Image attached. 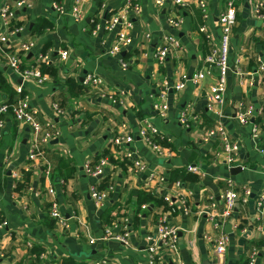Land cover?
<instances>
[{
  "label": "crops",
  "instance_id": "1",
  "mask_svg": "<svg viewBox=\"0 0 264 264\" xmlns=\"http://www.w3.org/2000/svg\"><path fill=\"white\" fill-rule=\"evenodd\" d=\"M21 1L26 2L23 8L17 6ZM201 1L207 3L206 18L198 7ZM54 2L0 0V38L6 35L7 47L14 50L22 43L34 41L26 66L34 65L39 54L51 50L55 61L52 67L57 70L55 77L49 75V80L39 86L23 80L0 56V70L9 91L14 93L21 86L30 105L37 109L39 121L52 120L60 131L55 139L58 143L53 144L54 140L45 146L42 155L33 160L31 129L11 117L6 119L0 142V218L7 221V226L0 228V264H30L27 241L44 250L41 264H57L65 259H73L77 264L101 260L111 264H149V237L157 233L161 209L142 213L146 211L143 209L136 216L134 196L136 191L148 188L162 189L165 197L171 196L170 225L180 239L177 255L163 248L159 264H220L213 253L214 240L220 232L199 212L212 198L222 209L228 180L240 190L250 189L253 195L248 204L237 205L235 215L223 227L229 235V246L222 264H250L253 248H259L256 245L264 239V229H258L256 206L264 193V155L260 141L252 136V127L241 125L236 114L241 105L256 109L264 106V70H258L264 64V21L254 11L261 0L235 2L237 24L229 52L225 101L217 108L219 115L207 106L216 76H206L199 83L192 78L206 70V57L220 45L218 21L228 0H189L187 8L176 7L169 1L160 7L155 0H137L138 14L127 9V0H82L80 21L71 15L75 0H61L64 14L54 10ZM7 5L12 8L14 23L23 27L22 33L10 35L3 27L1 12ZM127 12L130 27L122 22L115 32L104 29L112 17ZM170 17L182 19V25L172 28L168 23ZM40 20L48 21L51 29L33 33ZM96 23L103 28L94 35ZM202 26L207 28V34L200 31ZM122 29L133 38V45L120 55H112L110 49ZM164 35L180 39L183 50L179 57H170L159 65L155 50ZM0 46L6 49V45ZM62 51L68 53L66 61L61 60ZM87 74H97L104 80L102 93L85 90L83 80ZM165 82L171 89L167 95V117L162 119L155 105ZM180 83H185V88L176 91L174 88ZM9 95L10 92H0V103L9 100ZM111 97L117 100L116 105ZM55 103L66 111L64 115L56 114ZM184 111L199 117L200 122L191 129L183 127L180 117ZM144 119L171 142V150L159 154L140 138ZM218 125L239 145L234 168L241 167V171L233 172L226 165L219 138L204 141L206 132ZM120 135H131L134 141L116 146L113 139ZM127 150L147 165L145 175L134 174L125 156ZM102 156L109 159L104 177L87 174L86 164ZM48 167L52 168V175L46 180L43 172ZM189 167L197 168L199 173L189 172ZM155 175L167 180L182 175L198 179L188 180L182 188H167L151 181ZM103 180L114 185L115 190L100 207L91 198L90 188ZM49 188L55 190L68 220L65 232L49 217ZM182 199L188 203V215L184 213ZM115 207L112 215L121 207V214L128 215L131 222L128 245L106 235L107 214ZM240 224H246L241 231ZM227 225H231L230 234L225 229ZM261 248L255 264H264V247Z\"/></svg>",
  "mask_w": 264,
  "mask_h": 264
},
{
  "label": "built area",
  "instance_id": "2",
  "mask_svg": "<svg viewBox=\"0 0 264 264\" xmlns=\"http://www.w3.org/2000/svg\"><path fill=\"white\" fill-rule=\"evenodd\" d=\"M171 2L176 7L187 8L190 6L189 0H155L156 4L160 7L165 6L167 2ZM237 0H228L227 9L219 18L218 24L221 30V41L218 47H215L213 52L206 57L205 64L206 70L196 73L192 81L199 83L205 79L206 76L215 75L217 82L215 86L212 87L211 92L207 96V106L208 109L216 115H219L217 108L224 103V94L227 86L228 74L230 71L229 65V52L234 36V28L237 24V9L235 2ZM82 0H75L74 5L71 10V15L77 21L83 19L80 5ZM26 5L25 1L17 3V6L23 8ZM127 9L136 14L140 12L139 3L137 0H127ZM201 9L202 14L206 18L207 3L201 1L198 4ZM53 8L60 14H64L65 10L61 5V0H55L53 3ZM255 14L258 19L264 21V0H261L259 4L254 9ZM128 12L122 13L112 17L103 27L106 31L115 32L123 23L126 27H130V21L128 20ZM13 11L12 8L7 5L3 8L1 12V23L3 27L8 30L10 35H17L23 32V27L10 29L11 22L13 21ZM169 25L178 29L182 25V19L175 17H170L168 19ZM100 24L96 23L93 30V34L97 35L103 28ZM200 31L207 34V28L202 26ZM8 38L2 36L0 38V43L6 45V49L0 46V56L7 62V65L18 74L23 80L34 81L37 85L41 86L49 80V75H45L41 71V66H54V52L49 50L39 54L35 60L34 65L28 67L25 64L26 57L31 53L35 46L34 41H29L22 43L19 47L14 50H10L7 47ZM133 45V38L125 31L120 30L117 32V39L114 46L110 49L112 55H120L127 51ZM10 50V51H9ZM183 50L182 43L180 39L172 35H164L160 40V44L157 45L155 50V58L159 65L165 64V62L170 57H179L180 52ZM68 53L66 51L61 52V60L66 61ZM261 62V59H259ZM127 64L123 63V67L126 68ZM259 71L264 70V64L258 69ZM258 71V72H259ZM83 85L86 89H91L93 91H98L102 93V88L105 86L104 80L97 74H87L83 80ZM165 89H163L159 96V102L155 105L158 115L165 119L167 117L168 103L167 95L168 91L171 89L168 83H164ZM185 88V83H180L174 88L176 91H182ZM16 100L12 103H8V100L0 103V142L3 137V128L6 119L11 117L14 121L25 124L31 129L33 135V146L30 158L36 160L42 155L43 148L49 146L55 139L60 136V131L57 129V125L54 121L50 120L45 123H41L38 118L37 109L30 105L29 97L25 95L23 88L21 86L16 87ZM113 104H117V100L111 97ZM54 110L58 116L64 115L65 110L60 108L58 104H54ZM264 112L262 109H256L254 106L243 108L242 105L239 107L236 119L241 125H250L252 127V136L255 140L260 141L263 137L262 128L257 126L252 122V120L257 117H263ZM200 122V118L193 116L189 111H184L180 117V123L186 129H191L195 127ZM143 127L140 130V138L145 141L155 152L161 154L165 148L156 143V139H165L160 135L158 129L153 126L148 120L144 119L142 121ZM213 138H219L222 143L221 154L225 158V163L231 168H234L237 162V156L239 153V145L233 143L222 125L215 126L214 129L206 132L204 138L205 142L212 140ZM134 141V137L131 135H120L113 139V144L116 146L130 145ZM261 153L264 155V150L260 149ZM126 159L131 162L133 172L136 176L141 177L145 175L148 171L147 165L142 159H140L134 152L128 151L125 154ZM109 166V159L105 156L99 158L97 164L93 166L92 162H89L85 166V171L87 174L100 179L104 177L105 170ZM188 171L194 174L199 173L197 168L189 167ZM46 180H49L52 175V168L48 167L46 171L43 172ZM151 181H156L157 184L161 186L164 185L166 178L164 176H152ZM227 189L223 195V207L217 205V203L212 198L209 203L203 206V209L199 212L202 217L211 222L214 229L219 233V235L214 240L213 253L215 260L220 264L225 262V257L227 254V249L229 246V235L225 234L223 231L224 225L232 219L237 210V205L239 203L248 204L252 198V191L250 189L240 190L237 188L236 184L232 180L226 182ZM173 187L182 188L183 184L177 182ZM172 187V188H173ZM115 190L114 185L109 184L105 190L99 188V184L93 185L90 188L91 198L95 201L97 206H104L110 199V194ZM49 195L52 197L49 208V217L56 222V225L60 228L62 232H65L69 228L68 220L62 213L61 205L56 199V193L53 188L48 189ZM191 195V194H190ZM165 200L173 207V202L171 196H164ZM184 207L185 215L190 213L188 203L185 199L181 200ZM258 218L260 222L264 214V193L259 196L256 202ZM143 209H147V206H143ZM7 226V221L5 220L0 224V228ZM260 231H263L262 226H258ZM131 222L128 218L122 219L120 223H113L110 226H106V235L108 238L118 240L125 245H128L129 238L131 234ZM117 231V232H116ZM179 237L177 231L170 225V212L160 215L157 233L154 237H149V254L150 260L149 264H159L161 256L160 253L163 248L172 250L173 253L177 255L179 248ZM27 249L32 247L31 242L26 243ZM262 249L253 248L250 256V264H255L259 254L262 253ZM44 257V255L42 256ZM94 264H111L108 260H101L94 262ZM183 264V263H176Z\"/></svg>",
  "mask_w": 264,
  "mask_h": 264
},
{
  "label": "trees",
  "instance_id": "3",
  "mask_svg": "<svg viewBox=\"0 0 264 264\" xmlns=\"http://www.w3.org/2000/svg\"><path fill=\"white\" fill-rule=\"evenodd\" d=\"M18 27H22L21 24L19 23H14V20L11 22V26L10 29L13 28H18ZM52 25L46 21V20H40L39 23L37 24V26L34 28L33 33H42L47 29H51ZM10 51V50H9ZM41 71L43 74L45 75H51L53 77L56 76L57 70L51 66H46V65H42L41 66ZM10 87L7 83L6 77L4 76V73L0 70V92H10L11 95H9V100L8 103H12L16 100V98H14V95L16 94V92L13 93V91H9ZM86 90V88H85ZM61 108V107H60ZM262 111L264 112V106L261 108ZM254 124L257 126H260L262 128V133H263V137L260 140L261 143V149L264 150V115L263 117H257L256 119H254ZM213 129V128H212ZM211 130V129H209ZM156 143L161 145L163 148L171 150V142H169L167 139H163L161 140L160 138L156 139ZM42 151V149H41ZM99 160V159H98ZM97 161L92 162L93 166H95L97 164ZM128 161V160H127ZM130 167H132L131 162H129ZM198 177H193V176H186V175H182V176H173L170 179H166L165 183L163 186L167 187V188H172L174 186L175 183L177 182H181L182 184L187 183L188 180H192L195 181L197 180ZM109 185V183L107 182V180H103L100 184H99V188L101 190H105L107 188V186ZM159 185V184H158ZM22 186V184L20 185ZM19 186V187H20ZM134 196L137 198L136 201V207H137V211H136V216H138L139 214H141V211L143 210V206H147L146 211L142 212H149V210L152 209H161V213L160 215L164 214V213H168L171 212L172 207L169 205V203L165 200L164 198V194H163V190L159 189V190H154V188H148L145 189L144 191H136L134 193ZM116 209V207L109 211L107 214V225L110 226L113 223H120V221L124 218H126L128 215L126 214H121L122 209L121 207L118 208L117 213L115 215H112V212ZM159 215V217H160ZM5 221V219L0 218V224L3 223ZM258 226H262L264 228V214L262 216V220L260 222H257ZM255 225V224H254ZM244 227H246V224H240L239 226V231L243 230ZM259 241H261L259 245H256L257 247H259L260 249H262L261 247H264V239H260ZM27 242H31V241H27ZM32 243V247L29 250V254H30V258L32 260V262H30V264H41V258L44 255V250L36 247L35 243ZM57 264H77L73 259H65L63 260V262H59ZM249 264V263H247Z\"/></svg>",
  "mask_w": 264,
  "mask_h": 264
},
{
  "label": "water",
  "instance_id": "4",
  "mask_svg": "<svg viewBox=\"0 0 264 264\" xmlns=\"http://www.w3.org/2000/svg\"><path fill=\"white\" fill-rule=\"evenodd\" d=\"M252 122H254V120H252ZM56 143H58V140H55L54 142H53V144H56ZM242 170V168L241 167H238V168H233L232 169V171L233 172H238V171H241ZM225 229H226V231L228 232V234H230L231 233V225H227L226 227H225Z\"/></svg>",
  "mask_w": 264,
  "mask_h": 264
}]
</instances>
